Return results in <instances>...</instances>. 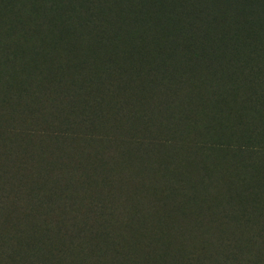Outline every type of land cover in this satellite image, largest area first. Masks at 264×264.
<instances>
[{
	"label": "trees",
	"instance_id": "1",
	"mask_svg": "<svg viewBox=\"0 0 264 264\" xmlns=\"http://www.w3.org/2000/svg\"><path fill=\"white\" fill-rule=\"evenodd\" d=\"M233 5V0H0V109L3 110L0 197L7 196L6 189L15 179L9 162L17 159L14 162L17 168L24 157L35 153L38 145L32 144L34 137L39 136V140L43 136L68 138L73 148L79 141L85 146L84 142L105 138L116 144L117 151L121 145L127 147V143L150 146L185 143L190 138V131L184 129L185 121L190 118L178 129L177 121L169 117L161 120L159 113L162 107L170 110L180 84L185 87L190 82L191 89L198 92L205 83L207 67L220 52L228 56L220 67L225 74L252 80L246 90L248 106L244 108L258 113V105L264 102V33L258 34L254 28L235 27L229 15ZM224 26L226 30L221 29ZM81 27L103 55L95 61L96 70L90 69L94 77L91 80L81 76L89 64L88 58L78 57L76 49L78 32L74 31ZM106 31H109L108 41ZM128 69L138 79L129 100L122 95ZM74 72L77 79L90 87L81 100L86 107L82 123L86 132L77 131L69 117L62 118L57 129L49 132L21 123L37 121L38 115L45 111L36 104L59 100L57 94L61 96L65 88L62 78ZM158 79L162 82H157ZM145 93L148 100L137 97ZM215 93H211L205 107L200 98L199 119H204L205 132H200L204 141L197 142L203 143L200 146L206 149L234 151L239 158L248 155L251 163L249 167L236 158L225 160L227 170L235 173L241 168L246 178V182L240 180V186L231 181L232 184L224 185H228L227 192L222 191L219 197L226 205L212 201L204 207V199L197 200L200 204L193 211L180 210V207L172 225L182 231L169 236L164 229L167 236L162 237L155 228L152 232L142 231L131 208H123L117 216V211L110 206L89 197L87 213L95 212L92 229L87 222L90 218L85 215L81 219L76 216L66 219L63 215L58 219L53 215V207L54 214L60 212L62 207L57 204H64L68 197L53 192L42 201L39 197L43 191L39 190L44 188L35 187L31 206L23 207L16 215L7 209L6 200L0 203V264H264V129L257 127L259 123L264 124V111L260 109L262 120L259 122L254 116L238 115L236 110L228 108L232 119L241 118L242 122L224 121L221 109L215 107L212 112L209 107L212 97L214 104ZM162 94L166 98L159 101ZM113 97L129 106L127 113L122 112L124 105ZM217 111L220 116L215 120ZM134 122L155 135L130 130ZM239 125L241 130H237ZM84 150L79 149L75 164H71L74 166L67 174L71 178L77 174V167H84L81 162ZM252 157L258 162L251 161ZM109 171L114 170L107 163L99 165L91 161L86 171L82 170V176L87 178ZM116 174L119 173L116 171ZM62 178L63 175L54 174L53 184L70 189L69 181L60 185ZM232 178H223V181ZM79 182L88 186L83 178ZM119 201H124L122 196ZM167 204L175 206L169 201ZM147 206L150 213L155 211L152 202ZM206 208L213 218L208 224L213 244L200 228L206 218ZM188 214L192 217L190 226L183 224ZM158 222L168 227L165 219L160 218ZM55 224H61L62 229L55 228ZM193 239H201L197 252L192 249Z\"/></svg>",
	"mask_w": 264,
	"mask_h": 264
},
{
	"label": "rangeland",
	"instance_id": "2",
	"mask_svg": "<svg viewBox=\"0 0 264 264\" xmlns=\"http://www.w3.org/2000/svg\"><path fill=\"white\" fill-rule=\"evenodd\" d=\"M233 2L234 5L229 15L233 17H231V20L234 26H239V28H254L258 34H263L264 0H233ZM216 8L217 7H214L213 9ZM216 28L219 29L220 26ZM221 29L226 30V27L224 26ZM74 32H78L75 35V38H77L75 42L77 45L78 57L82 58V60L86 58L89 60V64L85 66L81 76L84 79L91 80L94 78L91 77L92 72L97 68L95 67V61L97 62L102 58V51L100 48L93 46L97 44L93 42V39L85 36L83 27ZM104 33L107 34L106 41H108L109 31ZM117 41L118 39L114 40L115 44H117ZM185 44L188 45L189 42H185ZM196 44L197 43H194V45ZM218 51L220 52L221 50L219 49ZM227 57L226 54L220 52L215 55L213 60H211L212 57L208 58L213 62L209 67L204 63L207 67V71L205 72L206 79L204 85L198 89V92L191 89L190 82L189 84H185V87L184 84H180L178 86V91L176 90V96L174 97L170 110H165L166 108L162 107L163 111L159 113L161 120L164 117H169L170 120L177 121L180 124V126L176 125L178 129L182 127L186 118H190L188 122L185 121L186 126L184 129L189 130L190 138L194 137L195 139L191 140L187 137L185 143L177 145L162 144L150 146L147 144L127 143V147L121 145L119 151H117L116 144L114 145L112 141H108L105 138L101 141L84 142L83 145L85 146H82L81 141H79L73 148L68 138L58 139L52 136H43L42 140H39V136L34 137L31 141L32 144L38 145L36 152L29 155V157L21 158L23 161L18 164L17 168L14 166V162L17 163V159H13V161L9 162V166L13 168L12 173H14L15 179L9 184L8 190L6 189L7 196H5V198L0 197V203L6 200L7 209H9L12 214L16 215L23 207L31 206L33 203V198L31 196L33 193L32 190L35 187H43L44 189L39 190V192L43 191L39 197L42 201L48 199L49 195L53 192L68 197L64 204L62 202L57 204V206L62 207L59 209L60 212L54 214L55 207H53V215L58 219L62 215L66 219L70 218V216H76L81 219L83 215H85L86 218H90L87 222L91 224L92 229V226H95V222H93L95 220V212L87 213L86 200L89 197L91 200L94 199L96 202L101 201L104 202L106 206H110L114 212L117 211V216L120 215L118 211H121L123 208H131V214L133 215L134 213V219H137V222L141 223L143 228L142 231L152 232V229L155 228L157 233L161 234L162 237L167 236V234L163 233L164 229H166L169 236L176 233L179 234L182 231V229L172 225V221L177 217V213L181 209L185 208L187 211H193L194 208L196 209L197 205L200 204V201L197 200H201L202 202V200L205 199L206 203L203 204L204 207L213 202L218 203V201L226 205L223 199L219 197L222 191L227 192L226 187H228V185H224L234 182L237 183V186H240V180H245L246 182L242 169L239 168L235 173L227 170L226 161L230 160V158H236L244 163V165L246 163L249 167L251 163L249 165L248 155H243L242 158H239L234 151H224L222 148L206 149L200 146L203 145V143L197 141H204L200 132H205L202 128L204 119H199V117L201 118L202 112L200 110V108H202L200 98L203 100L202 102L205 107L208 105L211 93L216 92L214 94L216 95L214 104L212 97L209 107L212 108V112L215 110V107L221 109V118H223L224 121L232 119V112L228 108L236 110L238 115L254 116L259 122L262 120L260 109L264 111V102L258 105V113L245 110L244 106H248L249 102L247 95L249 92L246 90L252 80L249 77L244 78L242 75H235V77H233L232 75L225 74L220 67L222 64L224 65V61ZM127 62L132 63L130 59H128ZM101 72L102 70H99V73ZM74 74L75 72L67 73L62 78L64 79L63 83L65 88L63 89L64 91L61 92V96H58L59 93L57 94L59 100L57 99L55 102H50V100H48L46 103L36 104L37 108L45 110L42 114L38 115L37 121L28 122L25 120L21 123L39 126L42 129H47L49 132L57 129L58 122L62 118L69 117L77 131L86 132V126L82 124L84 116L86 115V112H84L86 107L81 100L87 95V91L90 90V87L86 83L81 82L82 79H77ZM0 76H2L1 72ZM134 76L135 74L131 69H128L127 80L122 87L123 97L128 98L129 95L134 92V86L138 83V79H134ZM156 81L162 82L160 79ZM44 93L49 94L45 91ZM218 94L224 98V101L218 99ZM147 96L148 94L145 93L137 97L141 100H148L146 98ZM165 98L166 97L162 94L158 100L164 101ZM113 100H117L118 103L124 105L122 101L116 97H113ZM135 106L133 107L134 109ZM107 109V106L104 107L105 111H107ZM128 110L129 106L125 107L124 105L122 112L127 113ZM0 115L3 116L2 109H0ZM219 116L220 113L217 111V115L214 119L217 120ZM237 119L242 122L241 118L234 117L232 123ZM243 120L245 119L243 118ZM136 122H134L135 125H130V130L138 129L141 130L143 135L147 132V136L155 135L154 133H150L149 130L145 131L141 124ZM244 122H246V120ZM260 124L261 123H259L257 127L263 130L264 124L262 123L261 126ZM241 126L242 125H239L237 130H241ZM253 130L255 131V129ZM123 131L125 132L127 129ZM205 138L208 139L206 136ZM195 141L196 144L194 145ZM50 145L52 146L50 147ZM82 147L85 149L81 159L84 167H77L75 171L77 174H72L71 178L67 174H69L71 167L74 166L71 164H75L77 160L76 155ZM129 148L130 151H127L126 149ZM253 159L255 162H258V160L253 157L251 161H253ZM91 161L99 165L107 163L114 171H109L107 174L105 172H100L102 175H91L86 178V176H82V170L85 168L86 171ZM115 170L119 174H116ZM54 174L63 175V178L60 180V185L62 186L66 181L67 183L69 181L71 184L69 185L70 189L64 190L65 187L59 188V185L53 184L52 178ZM79 174L81 176H77ZM79 177L83 178L88 186H83V183L81 184L79 182ZM228 177L233 178L223 181V178L226 179ZM48 188L53 189L49 191L47 190ZM120 196H122L126 204L124 201H119ZM25 201L26 203L23 204ZM167 201L172 202L175 206L167 204ZM148 202H152L155 205L154 212L152 211L150 213L148 211V209H150V207L147 206ZM177 203L180 205H177ZM53 204L54 202L50 205V208ZM203 205L200 206V208L202 207L203 209ZM232 206L234 209H237L236 205ZM205 212L206 218L203 219L204 221H202L200 228H203L205 236H208V241L213 244L214 240H212L208 229V224H210L209 222L213 218L209 217L211 215L207 213V208ZM160 218L165 219L168 227L159 224L158 221ZM191 218L192 217L188 214L183 219H186L183 224L185 225L186 222L190 226V221H192ZM55 228H60L61 230L62 225L58 224ZM64 228L65 226H63V229ZM143 236L145 235L143 234ZM200 243L201 239H193V252L198 251L197 249Z\"/></svg>",
	"mask_w": 264,
	"mask_h": 264
}]
</instances>
